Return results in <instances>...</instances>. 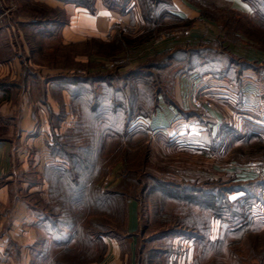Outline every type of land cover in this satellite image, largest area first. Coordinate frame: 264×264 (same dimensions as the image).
<instances>
[{
    "label": "crops",
    "instance_id": "0c3cea01",
    "mask_svg": "<svg viewBox=\"0 0 264 264\" xmlns=\"http://www.w3.org/2000/svg\"><path fill=\"white\" fill-rule=\"evenodd\" d=\"M221 1L228 3L231 9L252 14V9L243 0ZM167 2L170 6L165 15L189 19L191 24L118 53L128 54L131 60L127 65L133 68L158 54L181 49L178 58H168L170 62L160 68L157 81L160 85L154 83L157 96L151 113L136 117L126 137L144 133L154 149L160 145L162 150H185L208 156L219 154L226 132L243 135L245 128L251 125L257 126L260 130L257 132L264 137V69L249 67L239 71L236 66L239 60L263 66L264 51L252 48L241 34H238L237 42L223 39V30L202 18L200 8L195 4L187 0ZM96 4L93 10H89L53 3V6L67 11L69 18L65 24L60 26L56 22L43 23L35 19L28 25L49 34L57 31L59 26V33L66 43L81 44L86 48L81 60L95 63L104 57L89 50L90 40L108 42L117 30L136 37L145 30L137 0H129L115 9L99 2ZM9 61L17 64L16 70L9 72L7 67L5 76L19 82L7 85V91L2 88V92L10 97L1 107V112L9 118H5L0 126V264H34L43 256L41 249L34 252L42 236L50 238L44 240L46 248H51L52 242L57 241L51 239L42 224L44 211L38 203L30 202L25 192L37 195L38 202L48 201L46 168L65 164L63 158L52 154L53 137L69 132L78 114L71 106L73 84L67 74L59 75L60 69L46 68L40 74L31 72L28 75L16 57L6 62ZM121 67L119 71L125 70ZM45 75H49L48 78ZM35 79L43 82L36 98L29 88ZM13 92L16 103L11 100ZM188 95L208 103L207 111L196 109ZM134 210V205L129 202L128 234L121 238L103 236L105 254L92 264H136L134 232L137 221Z\"/></svg>",
    "mask_w": 264,
    "mask_h": 264
},
{
    "label": "rangeland",
    "instance_id": "374dc122",
    "mask_svg": "<svg viewBox=\"0 0 264 264\" xmlns=\"http://www.w3.org/2000/svg\"><path fill=\"white\" fill-rule=\"evenodd\" d=\"M79 1L84 3V0H0V83L3 82L4 87L7 83L19 82L15 78L10 80V76H5L7 67L9 72L16 70V63L6 62L11 57L13 59L16 57L17 62L20 61L23 71L28 75L31 72L40 74V71L46 68L60 69L61 71L57 72L59 75L73 76L88 74L90 76L96 71L106 73L115 65H122L121 69H125L120 72L132 69L127 65L131 60L128 54H118L114 46L109 48L103 42L90 40L88 49L91 50L92 45L93 51L99 52L98 56L104 57V60L102 58L97 59L95 63H85L81 60L84 58L81 55L86 52L84 45L66 43L59 33V26L57 31L49 34L36 31L28 25L30 21L36 19L43 23L64 21L59 23L61 26L68 21L69 15L67 11L53 6V3L87 8L79 5ZM88 1L92 3L93 8L99 2L105 7L115 9L127 4L129 0ZM187 1L200 8L202 18L208 19L223 30V39L237 42L238 34H241L252 48L260 49L255 40L259 38L264 40V27L256 15L248 16L231 9L228 3L221 0ZM137 3L140 4L141 0H137ZM230 10L237 14L231 13ZM182 21L178 17L163 13L157 24H149L144 20L145 30L142 33H148L147 31L154 29L156 25L160 30L164 28L172 30L181 26ZM245 32L252 33L255 39L248 38ZM151 71V81L158 84L160 70ZM48 76L45 75L46 78ZM32 82L29 88L36 98L43 82L37 79ZM1 88L3 87H0V126L5 118H9L1 112V107L5 104V99L10 97V94L2 92L6 89ZM188 98H192L191 101L200 100L190 95ZM11 100L15 102V92L12 93ZM201 102L205 109L193 106L206 112L209 105ZM53 120L56 121L54 118ZM245 129L246 133L243 135L232 131L228 134L226 132L223 146L218 150L219 154L212 156L185 150L183 152L162 150L160 145L154 149L151 140L144 133L134 135L132 138L108 135L104 138L100 159L97 160L101 168L96 184L102 190L116 191L124 181L131 189L133 188L132 193L135 197L128 199L123 226L121 224L123 217H116L117 205L113 206L114 203L109 205V212L102 214L92 209L85 213L82 210V218L85 222L98 219L105 227L113 226V232L103 236L121 238L129 231L128 203L131 202L135 207L137 221L134 232L136 264H264V185H258L256 182L264 177H257L264 175V137L257 132L260 131L257 126L250 125ZM1 132L0 129V135ZM247 181L249 182L245 185L249 197L242 191L229 193L230 189H236ZM164 183L170 184L172 190H176L177 184L181 183L193 187L196 185L204 189L203 192L218 186L221 194L218 204L215 205L217 208L199 196L198 191L190 200L187 197L178 199L173 194H165L160 190ZM151 188L153 191L150 192ZM199 188L198 190H202ZM25 194L30 202L38 203L44 212L48 211L46 203L38 202L37 195L26 192ZM237 199H240V202L235 203ZM54 207L56 208V205ZM184 222L196 223L201 228L206 227L209 232L206 240L192 239L187 235L157 237L170 229L186 228ZM46 238V235L42 236L40 244L34 251L37 252L38 249L43 251L41 259L34 261V264H51L52 258L61 252L63 245L75 249L72 255L75 254L76 259H72L69 253L63 258L67 264L82 263L77 259L85 260L83 264H92L100 261L106 251L103 241H96L92 246L80 245L74 234L66 242H52L51 248H46L44 240L50 239ZM202 243L205 244L201 247ZM164 251L168 253L165 255ZM49 253L52 256L51 260Z\"/></svg>",
    "mask_w": 264,
    "mask_h": 264
},
{
    "label": "trees",
    "instance_id": "16d2710c",
    "mask_svg": "<svg viewBox=\"0 0 264 264\" xmlns=\"http://www.w3.org/2000/svg\"><path fill=\"white\" fill-rule=\"evenodd\" d=\"M243 1L250 6L252 14L256 15V18L260 20L261 25L264 27V0ZM90 3L88 0H84V3L83 1L78 2L79 5L87 6L91 10L93 5ZM169 6L170 4L167 1L162 0H141L140 3L142 17L149 24H157L158 18L163 15ZM230 12L237 14L234 10H230ZM181 21V27L191 24L189 19H181ZM61 22L64 23V21L58 20L57 22L56 20L58 24ZM168 31L170 30L165 28L160 30L156 25L154 29L147 31L148 33H140L133 37L117 30L110 41L103 43L109 48L110 46L116 47V52H127L130 46L158 38ZM245 35L250 39H255L252 33L245 32ZM255 41L259 45L257 47L264 51V40L259 38ZM91 50L93 51L92 45ZM179 50L181 51V49H174L158 54L147 62L135 65L131 70L124 72L119 71L120 65H115L113 69L106 73L96 71L90 76L89 74L86 76L67 74L73 84L71 106L74 112L78 114V118L69 132L54 136L53 144L50 146L52 154L63 158L65 163L56 167H48L45 172L49 199L46 202L48 211L45 210L44 212L42 224L53 241L66 242L72 237V234L77 236L80 245L92 246L94 242L102 241L103 235L113 232V226L108 225L105 227L98 219L85 222L81 213L82 210L85 213L91 211V209L99 214L109 212V205L112 203H114L113 206L117 205L116 217H123L121 223L123 226L128 199L135 197L132 193L133 188L131 189L130 185L123 181L116 191L100 189L96 184L100 177L101 168L97 160L100 159L104 138L108 135H121V138H125L136 117L151 113V108L155 105L157 96V89L150 79L151 70H160L162 65L170 62L168 58H178L180 56ZM236 66L239 71L249 67L256 70L264 69V65L260 66L256 62L244 60H239ZM233 67L236 68L235 65ZM2 84L3 82L0 83V87L2 86L3 89L7 90V86L4 87L5 85ZM262 176L264 175H258L257 177ZM248 182L241 183L242 185L237 186L236 189H230L229 193L242 191L245 196L249 197V191H247L248 188L245 185ZM256 182H258V185H264V177ZM170 188V184L164 183L160 190L165 194H173L178 199L187 197L188 200L192 199L198 191L200 192L199 196L205 198L207 202L209 201L212 207H216L215 205L218 204L221 194L218 186L209 191L206 190V192H203L205 190L196 185L193 187L183 183L177 184L176 190ZM198 188L202 190H198ZM155 190L157 191L156 187ZM151 191H153L152 188ZM225 201L228 203L226 198ZM234 202L238 203L240 199ZM54 205H56V208ZM184 226L186 228H174L164 231L157 237L187 235L192 239L203 241L208 237L209 232H207L206 227L201 228L193 222L190 224L184 222ZM204 244L202 243L201 247ZM74 251L75 249L73 250L70 247L63 248L59 254L52 258L51 264H67V261H64L63 258L68 253L71 256ZM164 253L166 255L168 252L164 251ZM74 255H72V259H76ZM77 260L82 261L79 264H83L85 261L82 259Z\"/></svg>",
    "mask_w": 264,
    "mask_h": 264
},
{
    "label": "built area",
    "instance_id": "2783aa9c",
    "mask_svg": "<svg viewBox=\"0 0 264 264\" xmlns=\"http://www.w3.org/2000/svg\"><path fill=\"white\" fill-rule=\"evenodd\" d=\"M192 103H193V105H195V107L205 109L204 104L200 100L196 99V100L192 101Z\"/></svg>",
    "mask_w": 264,
    "mask_h": 264
}]
</instances>
